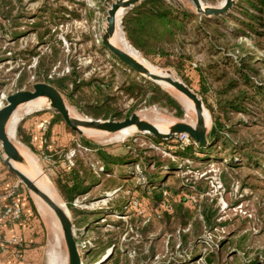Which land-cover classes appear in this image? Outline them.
I'll use <instances>...</instances> for the list:
<instances>
[{
  "label": "rangeland",
  "instance_id": "374dc122",
  "mask_svg": "<svg viewBox=\"0 0 264 264\" xmlns=\"http://www.w3.org/2000/svg\"><path fill=\"white\" fill-rule=\"evenodd\" d=\"M113 1L0 0V49L2 45L12 41L7 46L11 50L12 61L10 64H5L11 68L7 71V79L0 80V90L14 93L18 90L31 89L35 82L49 83L44 79L45 77L54 79L67 74L71 71L72 65L76 66V70L84 80L90 78L101 80V94L111 97V107L119 111L122 118L127 117L126 114L143 113L144 120L168 127L172 123L189 120L190 117L195 121L194 114L188 117L174 89H166L156 83L181 105L183 109L181 115L167 106L158 103L147 104L143 100L125 95L122 87L127 83L140 82L147 86V81L151 80L122 64L101 44L107 9ZM171 1L195 11L190 0ZM202 1L208 5H218L221 0ZM227 23L231 25L230 22ZM118 30L119 35L125 39L120 23ZM15 32L17 35L14 36ZM224 33L229 42L228 53L233 57L249 50L255 57L264 56V52L256 48L249 37L234 39L229 33ZM144 59L161 69L172 70L181 79L172 67H162ZM195 60H202V57L195 55ZM255 67L257 74L253 79L262 83L264 87V64L260 63ZM15 72H19L18 78H14ZM48 75H52L51 78H48ZM190 79L189 86L195 91L197 89L195 80L193 77ZM79 91L73 104L61 93L65 104L81 117L95 118L87 113L89 109L87 105L94 103L98 95H101L100 92L92 85L83 86ZM246 93L252 95L250 90ZM204 98L213 110V115L217 114L220 111L217 101H222L224 98H219L213 92H209ZM255 100L254 106H248L250 107L248 115L235 112L223 117L222 114L219 115L224 125L225 145L218 143L214 148L217 151V161L181 160L177 152L174 153L177 157L173 156L168 149L175 151L178 149L176 140L163 141L160 148L149 146L154 151L141 149L145 150V156L154 155L159 161H170L178 167H183L181 171H173L169 177H167L169 172L158 171L161 177L164 175L160 178L159 185L170 193L169 198L173 205L172 212L163 213L160 219H156L153 214L156 201L142 198L143 193L135 189L140 183H144V179L137 176L124 182L123 191L117 194H112L110 186L107 187L108 184H101L89 195L75 199V206L80 210L90 211V214L80 216L78 225L73 224L74 215L60 196L52 179L58 170L55 168L53 158L47 153H41L36 140L28 142L25 139L27 134L31 133V129L36 130L39 127L41 132L46 130L45 125H48L46 123L48 120L44 121V119L50 116V110H54L51 107L43 106L41 109L27 113L21 109L15 125V134L11 140L14 144H22L35 158L39 172L32 171L34 178L46 179L64 202L73 224V236L76 242L89 240L91 242V245L87 246L89 247L93 245L94 239L97 241L94 244L100 247V241L103 245L108 239L115 241L113 250L105 249L102 253L113 251L110 255L111 259L106 264H201V259L207 264H264V95L255 96ZM207 110L209 112L208 108ZM99 119L103 118L99 117ZM19 122L24 123L21 134H17ZM40 122L43 123L41 126H39ZM211 123L210 114L207 132ZM43 126L45 129H42ZM139 134L147 133L135 131L119 138L114 137L113 133L95 135L84 131L77 133L68 130L64 122L60 121L52 128L50 143L61 147L67 143L66 138L82 137L98 145L109 146L111 151H119L123 149V143L130 136ZM229 153L238 155L237 160L241 157L239 153L247 155L248 158L239 160L238 165L229 164L227 163ZM4 167L7 169L5 165ZM206 168L211 170H206L205 174L200 176V172ZM148 171H155V168L151 167ZM15 178L18 179L16 176ZM122 181L120 180V183ZM183 183H192L201 190L193 193L196 198L195 203H187L182 198V195L187 193L181 191ZM23 187L28 193L24 185ZM148 190L152 195H156L154 197L159 201L160 190L150 187ZM28 195L35 207L31 215L36 220V233L32 235L37 240L35 246H39L38 251H33L34 264H49L53 252L58 254V264H66L67 250L60 227L56 229L55 239L49 218L41 216L35 199L29 193ZM130 197L142 198L145 203V214L151 216L147 222L143 223L139 218L134 222L127 221L128 217H125L122 219L124 222L118 223L123 214H102V207L107 201L121 205ZM206 199L207 213L215 216L210 222L205 221L206 213L202 210V202ZM26 203L28 204L27 199ZM90 217L94 220L91 221ZM83 222L88 223L86 226L93 223L94 227L86 230L85 226H82ZM77 231H81V234L78 235ZM208 236L212 238L213 243L217 242V246L212 243L210 246L206 244ZM130 250L135 251L133 258L128 256ZM84 256L82 264L94 263V259L89 257L84 259Z\"/></svg>",
  "mask_w": 264,
  "mask_h": 264
},
{
  "label": "trees",
  "instance_id": "16d2710c",
  "mask_svg": "<svg viewBox=\"0 0 264 264\" xmlns=\"http://www.w3.org/2000/svg\"><path fill=\"white\" fill-rule=\"evenodd\" d=\"M227 22H230L231 25ZM120 26L125 40L143 58L162 67H172L187 85H190V77L194 78L197 87L195 91L209 109L212 123L206 134L204 145L195 143L191 138L184 143L178 137L159 140L148 134H139L130 136L123 143V149L119 151H111L109 146L98 145L82 137L70 140L61 150L54 151L53 149L48 150L46 147L49 143L50 128L55 122H63V120L56 111L50 110L49 124L44 131L46 140L44 153L51 155L55 162V168L58 169L56 176L52 179L60 196L74 215L73 224L75 226L79 223V217L89 215L90 211L78 209L74 200L89 195L101 184H108L107 187L110 186L112 194H117L123 191L124 182L137 176L142 177L144 183H140L135 189H139L143 193L142 198H150L157 203L158 199L154 197L156 195H152L148 188L159 189L160 192L166 190L161 187L162 185H159L160 178L164 175L161 177L158 171L169 172L167 174L169 177L173 171H181L183 167H178L170 161H159L154 155L145 156V150L141 149L147 148L148 151H154L149 146L160 148L163 141L176 140L178 148L176 151L166 148L173 156H176L174 153L177 152V156L181 160L217 161V151L214 148L218 143L225 145L224 125L219 115L222 114L223 117L230 112L248 115L250 113L248 106L255 105V96L264 95L262 83L253 79V76L257 74L255 66L260 63L264 64V56L255 57L249 50L233 57L228 53L229 42L224 33H229L234 39L242 36L249 37L253 45L264 52V0H237L226 13L216 16L196 13L171 0H141L126 9L121 16ZM15 35H17L16 32ZM195 55H200L202 60H195ZM44 79L72 104L76 93H79L83 86L92 85L96 91L102 93L100 79L99 81L96 78L84 80L76 70V66L72 65L69 73L54 79L46 77ZM147 82V86L140 82L127 83L122 87V90L127 97L138 98L147 104L158 103L167 106L170 109H175L179 115L183 113L181 105L169 93L156 83ZM248 90L252 92V95L246 93ZM209 92H213L219 98H224L222 101H217L220 111L214 115L204 98ZM110 99L111 97L108 95H98L94 103L87 105L89 108L87 113L95 118H122L120 112L111 107ZM126 116L128 117L129 114ZM22 123L19 122L17 134L23 132ZM65 126L74 132L67 125ZM25 139L28 141L27 136ZM230 146L227 147L230 148ZM69 150H74L71 164L68 163L66 157ZM239 154L241 155L240 161L244 157L248 158L247 155ZM229 156L227 163L239 164V160L236 159L238 155L229 153ZM151 167H154L155 171H148ZM10 174L14 176L12 173ZM120 180H123L122 183ZM116 181L117 183H115ZM20 185L23 187L21 183ZM181 189V191L191 194L201 191L192 183H183ZM142 198L140 199L142 200ZM26 199L32 214L35 207L31 197L25 191V201ZM128 200L123 201L121 205L111 204L107 201V204L102 207V214L119 213L128 217L127 221L133 220L134 222L137 217L126 209ZM206 201L207 199L202 202V210L206 213L205 221L210 222L212 219L214 220L215 216L207 213ZM90 220L94 219L90 217ZM86 222L82 224L86 230L94 227L93 223L86 226L88 224ZM117 222L124 221L119 218ZM77 234H81V231H77ZM100 242L101 246L99 247L94 244L97 241L93 239V245L85 249L84 259L89 257L95 262L105 249L113 246L115 241L108 239L104 245L102 241ZM32 245L35 244L31 243ZM111 257L108 256L103 264H106ZM204 262L207 264L206 261Z\"/></svg>",
  "mask_w": 264,
  "mask_h": 264
},
{
  "label": "water",
  "instance_id": "95a60500",
  "mask_svg": "<svg viewBox=\"0 0 264 264\" xmlns=\"http://www.w3.org/2000/svg\"><path fill=\"white\" fill-rule=\"evenodd\" d=\"M139 1L141 0H114L110 4L105 17V28L101 36V44L113 56H115L118 61L133 70L135 73L157 84H159V82H163L171 86L176 92L180 93L185 98L189 99L193 103L195 114V121L193 125L181 120L172 123L168 129L163 132L158 130L150 122L141 119L137 113H131L128 117L118 120L71 117L69 116L67 105L65 104L61 93L53 85L42 81L33 83L31 89L18 90L7 95L5 98V104L0 107V149L2 151V161L8 171L13 173L18 178L19 182L25 186L28 193L34 199L35 196L39 198L53 212V215L55 216L61 229L66 246L67 264H82V257L86 253V251L80 253L78 249L77 242L73 236V224L70 220L67 208H63V206L52 200L35 184L31 178L16 169L10 163V161L22 162V158L18 153L15 144L12 142L11 138H9L8 131L5 129L8 119L18 106L30 102L38 97H46L49 100L48 106L54 109L61 116L63 122L77 133H81L82 128H89L105 133H114L128 127H134L136 132L151 134L160 140L176 138L179 134L186 133L195 143L200 145H204L206 143L207 125L205 123V117L207 108L199 95L177 76H172L169 71H167L164 75L149 73L143 65L110 41L116 25L118 24L117 26H119L122 14L126 11V9ZM190 1L195 8V12L205 16H216L226 13L235 3V0H223L220 5H208L202 0ZM117 11H120L121 16L118 18V22L116 24ZM208 118H210L209 114ZM15 128L16 126L14 127L12 137L15 134ZM63 205L65 206L64 202ZM111 249L112 248L109 250ZM109 252L108 254L107 252L102 254L101 257L93 264H103L108 259V256L110 255Z\"/></svg>",
  "mask_w": 264,
  "mask_h": 264
},
{
  "label": "bare ground",
  "instance_id": "6f19581e",
  "mask_svg": "<svg viewBox=\"0 0 264 264\" xmlns=\"http://www.w3.org/2000/svg\"><path fill=\"white\" fill-rule=\"evenodd\" d=\"M223 2V0H221L218 5H220ZM121 16L120 11L116 12V24L118 22V18ZM118 25V24H117ZM116 25L115 31L113 33V35L110 38L111 43H113L115 46L123 49L126 53H128L132 58H134L136 61H138L141 65H143L148 71L149 73L155 74V75H164L167 71H169V73L172 76H176L175 73L172 70H168V69H161L151 63H149L148 61H146L136 50H134L127 42L126 40L119 35V26ZM159 84L166 88V89H172L173 88L163 82H159ZM169 91V90H168ZM177 96L180 99V102L182 103V105L185 108V111L189 116H192V114H194V109H193V103L185 98L183 95H181L180 93L177 92ZM49 105V100L46 97H38L30 102H27L25 104H22L20 106H18L14 112L11 114L10 118L8 119L5 129L8 131V135L9 138H12L13 135V131H14V127L20 117L19 111L21 109H23L24 113L33 111V110H37V109H41V107L43 106H48ZM68 109V113L69 116L71 117H77V118H81V116H79L73 109L69 108L67 106ZM143 113L139 114L138 116L143 119ZM145 114V113H144ZM208 110L206 111V117H205V123L206 125L209 123L210 118H208ZM195 115V114H194ZM187 123L193 125L194 121L193 119L190 117L189 120H184ZM151 123V122H150ZM151 124H153L158 130L165 132L168 129V126H165L161 123H157V122H152ZM82 131L88 133V134H99V133H105V132H100V131H96L93 129H89V128H82ZM132 132H135V128L134 127H128L125 128L123 130L114 132V137L119 138L122 137L124 135L130 134ZM15 147L18 151V153L20 154L21 158H22V162H15V161H10L11 165H13L16 169H18L19 171L23 172L25 175H27L29 178H31L35 184L41 189L43 190L52 200H54L55 202H57L58 204H60L61 206H63V208H66L63 205V201L61 200V198L59 197V195L57 194L56 190L53 188V186L44 178H34V176L31 174L32 171L35 172H39L38 166L36 164L35 158L33 157V155L31 153H29L25 147L20 144H15ZM35 203L37 205L38 210L40 211L41 216L45 217L46 219L49 218L50 220V225H51V229L54 230V237L56 239L57 237V230L59 228V224L55 218V216L53 215V212L51 211V209L44 204L39 198H37L35 196ZM68 211V210H67ZM52 230V231H53ZM53 244V243H52ZM55 248V247H54ZM53 248V249H54ZM57 250V249H56ZM58 251V250H57ZM60 257V256H59ZM58 254L53 252L50 255V259H49V264H58ZM67 264V263H66Z\"/></svg>",
  "mask_w": 264,
  "mask_h": 264
},
{
  "label": "built area",
  "instance_id": "2783aa9c",
  "mask_svg": "<svg viewBox=\"0 0 264 264\" xmlns=\"http://www.w3.org/2000/svg\"><path fill=\"white\" fill-rule=\"evenodd\" d=\"M9 42L12 43V41ZM9 42H7L6 45H2L0 49V80H3L5 78L7 79V75H8L7 71L11 68L5 66V64H10V62L12 61L11 50L7 47ZM23 46L24 45H22V47ZM19 75H20L19 72H15L14 78H18ZM51 76L52 75H48L47 77L51 78ZM9 94L11 93L5 90H0V107H2L5 104V98ZM42 129H45V126H43ZM178 138L185 143L189 141L190 137L186 133H181L178 135ZM73 153L74 150H70L66 156L69 164H71L70 157L73 155ZM206 170L210 171L211 169L206 168L205 170L200 172V176L204 175ZM199 196H201V194ZM183 199L187 203L196 202L195 194H191V193H185L183 195ZM0 203H2L0 204V221L5 223L6 222L13 223L19 221L23 217L24 215L23 206L21 205L19 199L15 196L14 187H10L6 191V193L0 194ZM126 209L127 210L129 209L131 212H133L134 216L139 218L143 223L147 222L149 220V217H151L150 215L145 214L146 213L145 203H143V200H141L138 197H130L129 200L127 201ZM171 212H172V201L169 198V193L166 190H163L161 192V199L156 203L154 207V213H153L154 217L156 219H160L163 217L162 216L163 213H171ZM125 217L126 216H120V218L122 219H124ZM0 238H1V233H0ZM211 239L212 238L208 236L206 239V244L210 246V244L212 243L213 245L217 246V242L213 243ZM8 241L10 244H13L17 247H20V245H22V238L19 235H12L8 239ZM88 245H91V242L89 240H84V241L82 240L77 242V246L80 253H83V250H85V248H87ZM130 252L131 253L128 252V256L133 258V256L135 255V251L130 250ZM15 253H16L15 254L16 257H18L19 251L18 252L15 251ZM200 263L205 264V262L202 259L200 260ZM26 264H29V262H26Z\"/></svg>",
  "mask_w": 264,
  "mask_h": 264
},
{
  "label": "crops",
  "instance_id": "0c3cea01",
  "mask_svg": "<svg viewBox=\"0 0 264 264\" xmlns=\"http://www.w3.org/2000/svg\"><path fill=\"white\" fill-rule=\"evenodd\" d=\"M49 117L45 120H48L46 123L49 124ZM33 120V118H32ZM39 120V119H38ZM24 122V121H23ZM60 122V121H57ZM55 122L51 128H50V134L48 137L49 143L47 144L48 150H56L59 151L62 149L63 146H65L70 140H76L73 138H66L67 143L64 144L61 147L53 146L50 143V135L52 134V128L57 123ZM24 124V123H22ZM43 123L40 122L41 126ZM45 125V124H44ZM64 125H66L64 123ZM48 126V125H45ZM66 127V126H65ZM47 129V128H46ZM69 130V129H68ZM28 133V132H27ZM38 133V134H37ZM30 134V136H28ZM28 142L36 140V142L39 145V149L41 153L44 152V142H46L44 138V132L39 131V127L35 130L31 129V133L27 134ZM70 151V150H69ZM68 153V152H67ZM66 153V156H67ZM50 155V154H48ZM2 156V151L0 149V157ZM63 165V162H61ZM2 158H0V194L6 193V191L10 187L15 188V196L19 199L21 202V205L23 206L24 215L23 217L17 221V222H2L0 221V264H26V262L34 264L33 259V251H38L39 246H30V243H35L37 240H35L33 233H36V220L31 216L30 209L27 206V203L25 201V189L20 185L19 180L16 179L14 176H12L8 169H6L3 165ZM2 204V203H0ZM35 222V223H34ZM12 235H19L22 238V245L20 247H17L13 244H10L8 239ZM16 252L19 251L18 257H16Z\"/></svg>",
  "mask_w": 264,
  "mask_h": 264
},
{
  "label": "flooded vegetation",
  "instance_id": "af4514ba",
  "mask_svg": "<svg viewBox=\"0 0 264 264\" xmlns=\"http://www.w3.org/2000/svg\"><path fill=\"white\" fill-rule=\"evenodd\" d=\"M127 211H129V210H127ZM110 248H113V246L112 247H110ZM110 248H108V249H110ZM113 250V249H112ZM107 252V254H108V252L109 251H106ZM111 252H113V251H110V253L109 254H111ZM110 256V255H109Z\"/></svg>",
  "mask_w": 264,
  "mask_h": 264
}]
</instances>
